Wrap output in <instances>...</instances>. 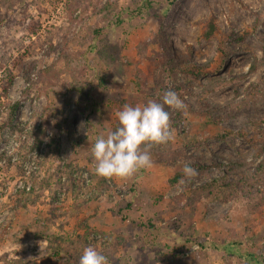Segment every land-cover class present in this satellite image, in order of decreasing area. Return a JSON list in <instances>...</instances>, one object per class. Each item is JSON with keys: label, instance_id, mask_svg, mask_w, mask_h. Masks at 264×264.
<instances>
[{"label": "rangeland", "instance_id": "374dc122", "mask_svg": "<svg viewBox=\"0 0 264 264\" xmlns=\"http://www.w3.org/2000/svg\"><path fill=\"white\" fill-rule=\"evenodd\" d=\"M106 1L0 0V82L6 70L13 75L0 97V264H79L84 248L100 251L103 242L109 264H253L224 251L236 241L264 259V205L220 219L231 200L215 198L202 217L180 194L219 173L214 162L252 169L257 160L264 0H112L103 15ZM211 14L219 31L206 40ZM243 30L241 42L221 38ZM153 33L162 45L140 56L136 46ZM169 52L193 73L164 78ZM167 90L185 107L165 105L173 138L150 149L151 168L127 179L98 176L92 147L119 126L116 113L162 103ZM183 154L208 167L171 187L175 168L163 159Z\"/></svg>", "mask_w": 264, "mask_h": 264}, {"label": "trees", "instance_id": "16d2710c", "mask_svg": "<svg viewBox=\"0 0 264 264\" xmlns=\"http://www.w3.org/2000/svg\"><path fill=\"white\" fill-rule=\"evenodd\" d=\"M79 1V0H76ZM112 0H107L100 8L97 10V12H100L103 15H107L110 12V4ZM167 1V7L168 5L172 4L174 0H166ZM219 31V26L217 24V17L215 14L209 15V17L204 20L203 26L201 28V36L206 39H212L216 36L217 32ZM157 34V33H156ZM156 34H152L155 38L152 36L149 39H145L144 42L141 44H138L136 46V51L140 56H143L145 54V49L147 45L150 44H156V45H162V41L157 37ZM248 35V31L243 30L241 32L239 31H232L228 34H223L221 38L225 39L226 42H241L243 41L246 36ZM168 54V61L162 63V68L165 74L164 78L172 80L174 78V73L177 71L179 72H191L193 73L194 67L188 66V63H177L171 53ZM63 57H66L63 53ZM182 64V65H181ZM205 62L202 65H206ZM255 66L252 64V66L249 67L250 70H254ZM6 80L1 83L0 82V97L2 95H6L8 91V87L12 83L13 75L10 70H6L5 72ZM102 80V78H100ZM138 85H141L140 80L137 82ZM72 90L78 89L76 86H70ZM19 105L18 101H14L13 103L8 104V116L5 119L4 124H1V127L5 126L6 124L10 123L14 111L17 109ZM62 128L58 126L57 124V131H61ZM50 143V141H49ZM163 158H158L159 161H162ZM168 159V160H167ZM256 162L253 165L252 169H249L244 166V163L241 161H228L225 168H221L223 166L222 162H214L213 165H216L220 168L219 173L212 174L211 177L206 179L204 182L198 183L194 187H185L183 190H181L180 194L184 195L183 200L188 206V209L191 211V213H200V216L203 217V214H201V209H203L207 203L214 200L215 198H226L231 200V210L226 212L224 215L220 217V219H229L230 213L233 211H237L242 214H246L247 211H250V209L258 208L260 206L264 205V138L261 139L260 145L256 148ZM165 163L172 165L175 170L173 174L168 178V184L173 187L176 185L182 186V180L185 177L183 173V168L185 165H189L190 167L197 169H205L208 166H205V164H201L197 161H191L189 156L186 154H183L180 156V158L174 157V158H166L163 159ZM242 169V170H241ZM34 183L32 184V190L34 189ZM188 190V194H186V190ZM31 190V191H32ZM20 192H23L24 194H28L29 191H25L24 189H21ZM29 199V198H28ZM218 220V219H217ZM89 230H85V239L88 241L86 244H89L88 239L89 237ZM93 239V238H92ZM93 243V242H92ZM108 242H103L100 244L101 247V253L105 252L109 248ZM201 246H203L202 243H200ZM234 245V246H233ZM233 245H227L223 246V249L225 252L232 253L241 259H244L245 261H248L253 264H264V259L259 257L257 254L252 252V250L246 248L245 250L241 251L239 250V245H241V242H233ZM60 249H56L54 251L55 254H58ZM80 253L78 254V261L80 257ZM16 261L13 262V264ZM17 262H22V260H17ZM17 264V263H16ZM21 264H34V262L29 263H21Z\"/></svg>", "mask_w": 264, "mask_h": 264}, {"label": "clouds", "instance_id": "9594fccd", "mask_svg": "<svg viewBox=\"0 0 264 264\" xmlns=\"http://www.w3.org/2000/svg\"><path fill=\"white\" fill-rule=\"evenodd\" d=\"M171 109L185 107L178 95L167 90L162 103L150 101L144 106L125 104L116 113L119 126L106 136H98L92 147L95 159V173L105 179H127L140 170L150 169L152 159L150 149L153 146L168 143L173 138L170 113ZM185 176L194 177L197 172L189 165L183 168ZM79 264H109L108 258L92 246L83 249Z\"/></svg>", "mask_w": 264, "mask_h": 264}]
</instances>
